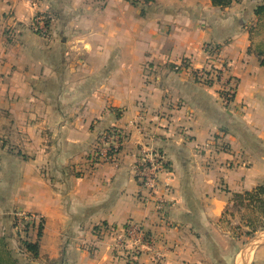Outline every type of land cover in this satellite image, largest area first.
<instances>
[{
	"label": "crops",
	"instance_id": "crops-1",
	"mask_svg": "<svg viewBox=\"0 0 264 264\" xmlns=\"http://www.w3.org/2000/svg\"><path fill=\"white\" fill-rule=\"evenodd\" d=\"M133 1L0 0V235L33 215L39 262L126 264L137 226L135 264H238L219 221L233 195L264 185L263 34L251 29L264 0ZM42 14L44 38L31 28ZM211 65L221 82L194 79ZM108 131L123 141L112 161L96 149ZM142 148L166 163L165 219L134 178ZM254 245L241 264H264V234Z\"/></svg>",
	"mask_w": 264,
	"mask_h": 264
},
{
	"label": "built area",
	"instance_id": "built-area-1",
	"mask_svg": "<svg viewBox=\"0 0 264 264\" xmlns=\"http://www.w3.org/2000/svg\"><path fill=\"white\" fill-rule=\"evenodd\" d=\"M48 17L45 15H37L32 22V30L41 37H46L48 33ZM205 52L212 53L215 49L209 46L204 47ZM187 68L186 60H182L178 65L174 66V70H182ZM222 70L218 69L215 72V80L221 82ZM198 79L205 77L204 70H195L191 72ZM214 73V72H213ZM222 95L224 105H228L233 99V88H225ZM122 138L115 131H108L100 137L96 144L98 154L105 160L112 161L122 146ZM166 163L162 153L155 149L142 148L139 151L133 164L134 178L139 188L146 193V201L154 204L155 209L159 212V217L165 219L166 207L168 204L167 196L169 194L168 187L161 188L159 176L164 172ZM35 217L33 215L16 214L13 217L14 228L20 229L27 225L35 224ZM25 225V226H24ZM127 238L130 239L131 251L127 253L135 261L136 255L139 253V244L143 239V233L137 226H129L126 228Z\"/></svg>",
	"mask_w": 264,
	"mask_h": 264
},
{
	"label": "rangeland",
	"instance_id": "rangeland-1",
	"mask_svg": "<svg viewBox=\"0 0 264 264\" xmlns=\"http://www.w3.org/2000/svg\"><path fill=\"white\" fill-rule=\"evenodd\" d=\"M236 2L239 0H235ZM263 4V3H262ZM259 3L258 5L254 6V10L259 6L262 5ZM253 10V12H254ZM255 16V15H254ZM257 24V17L255 16ZM262 27L259 33L256 31L257 28L251 27L253 30V37L260 38L262 33L264 34V15L262 16ZM214 62V60H213ZM218 69L215 68L214 65H211L207 71L205 72V77L199 79L200 82H205V84H209L211 81L218 83V80H215V72H218ZM205 71V70H204ZM173 72L177 73L179 71L173 70ZM214 72V73H213ZM221 76H222V72ZM194 79L198 81V77H194ZM203 80V81H202ZM224 85V82H222ZM224 93V92H223ZM243 205V204H242ZM240 200L237 199L234 195L231 198V204L225 208L223 213L222 219L219 221L220 228L226 233L227 240L230 243L234 244L236 247L239 256L236 259L238 264H241L240 261H244V259L250 254V252H246L242 254V252L247 249H250L251 245H254V241H256L261 234H264V219H262V214L258 210H253L242 206ZM155 208V207H154ZM156 213L159 216V212L155 209ZM35 224L27 225L23 229H16L14 228V223L12 221V229L11 234L8 237L0 238L4 239L5 247L10 252L13 259L17 261L18 264H43L45 262L40 261L39 257L34 259L31 254L26 252L21 247V242L26 241L29 243H36L38 240L35 239L38 225L40 220L35 217ZM1 234V232H0ZM39 248V246H38Z\"/></svg>",
	"mask_w": 264,
	"mask_h": 264
},
{
	"label": "trees",
	"instance_id": "trees-1",
	"mask_svg": "<svg viewBox=\"0 0 264 264\" xmlns=\"http://www.w3.org/2000/svg\"><path fill=\"white\" fill-rule=\"evenodd\" d=\"M127 1L134 4L133 0H127ZM145 1L148 3L151 2L152 0H145ZM233 1L234 0H210L213 7H219V8L229 7ZM254 15L257 17L256 28L259 29L260 27H262L263 24L261 18L264 15V3L262 5H259L254 10ZM260 30L261 28L258 30V33ZM255 53L259 59L260 66L264 68V34H263V42L262 44L259 45V47L255 49ZM234 196L240 200L241 205L243 204L242 206L249 209L258 210L262 214V219H264V185L255 188L251 192L235 194ZM41 229H42V224L41 222H39L37 237H40ZM5 245L6 244L4 242V239L0 238V264H18L17 261L12 258L10 252L5 247ZM21 247L26 252L31 254V256L34 259L38 257V242L33 244L26 241H22ZM126 264H135V263L132 261V258L130 259V257H128Z\"/></svg>",
	"mask_w": 264,
	"mask_h": 264
},
{
	"label": "water",
	"instance_id": "water-1",
	"mask_svg": "<svg viewBox=\"0 0 264 264\" xmlns=\"http://www.w3.org/2000/svg\"><path fill=\"white\" fill-rule=\"evenodd\" d=\"M254 247H255V245H251V246H250V249H249V250L245 249V250L242 252V254H245L246 252H251L252 249H253Z\"/></svg>",
	"mask_w": 264,
	"mask_h": 264
}]
</instances>
